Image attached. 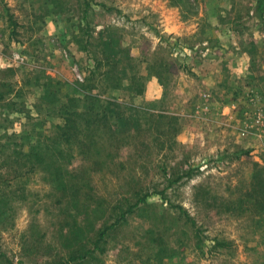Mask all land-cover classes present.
<instances>
[{
  "label": "rangeland",
  "instance_id": "374dc122",
  "mask_svg": "<svg viewBox=\"0 0 264 264\" xmlns=\"http://www.w3.org/2000/svg\"><path fill=\"white\" fill-rule=\"evenodd\" d=\"M92 98L111 130L69 162ZM84 251L264 264V0H0V264Z\"/></svg>",
  "mask_w": 264,
  "mask_h": 264
},
{
  "label": "trees",
  "instance_id": "16d2710c",
  "mask_svg": "<svg viewBox=\"0 0 264 264\" xmlns=\"http://www.w3.org/2000/svg\"><path fill=\"white\" fill-rule=\"evenodd\" d=\"M91 99V97H90ZM93 101L90 104V106L86 107L87 111L78 112L73 111L66 114V116L63 118V123L55 126V136L57 139H62L64 143V149L58 151V156H63V151H66V157H68V161H71V158L73 157V151L72 149L74 147H84L81 151L90 150L94 153H97L96 151L99 149L96 147L97 150H95V146L97 144V141L95 139L96 133L98 130L102 129L105 132H108L111 130L109 125L108 118L111 116L110 108L108 106L101 105V102H103L100 98H92ZM109 112L111 114H109ZM99 152L97 153V155ZM57 172L59 174L63 173L61 169H57ZM66 172V170H65ZM64 175V173H63ZM188 173H181L176 175L172 180L171 183L178 182L183 177L187 176ZM157 194H160L162 197H164V191L159 190L157 192H154ZM150 192H145L142 196H140L137 201L134 203V206H138L139 203L146 202L147 198L150 196ZM133 207H130L128 211H130ZM178 210L180 212H183V208L181 206H177ZM125 216V212L120 215L121 218ZM109 227L103 228V230L100 231L97 240L94 242V247L97 249L100 247L98 244L103 239L107 229ZM219 245L223 246L220 241L217 242ZM88 251H84L83 253H79L76 255L69 256L61 262L60 264H70V263H76L80 260H83L86 258Z\"/></svg>",
  "mask_w": 264,
  "mask_h": 264
},
{
  "label": "built area",
  "instance_id": "2783aa9c",
  "mask_svg": "<svg viewBox=\"0 0 264 264\" xmlns=\"http://www.w3.org/2000/svg\"><path fill=\"white\" fill-rule=\"evenodd\" d=\"M77 76H78L79 78H81V76H80V74H79V73L77 74Z\"/></svg>",
  "mask_w": 264,
  "mask_h": 264
}]
</instances>
